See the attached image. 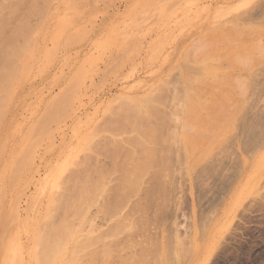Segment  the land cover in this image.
<instances>
[{
	"label": "rangeland",
	"instance_id": "1",
	"mask_svg": "<svg viewBox=\"0 0 264 264\" xmlns=\"http://www.w3.org/2000/svg\"><path fill=\"white\" fill-rule=\"evenodd\" d=\"M2 1H7L0 0V10L6 11L0 12L6 18L0 14L2 27L18 26L20 11L14 8H26L18 31L10 27L16 28L13 40L8 27L0 28V39L9 32L10 49L18 48L14 53L9 40H0L9 60L14 53L10 64L8 59V65L0 63V257L9 255L5 264H94L98 237L119 245L113 264L129 263L142 251L132 249L139 243L145 245L146 263L155 264V248L178 252L181 244L192 250L209 242L212 249L202 257L172 255L170 263L264 264V168H258L264 161V0ZM218 27L240 29L231 46H242L243 64L231 73L241 76L227 82L231 98L218 100L207 123L208 114L183 113V93L192 88L185 76L193 66L202 68L196 57L186 64L182 53L190 41ZM197 70V77L203 74ZM193 146L206 151L194 157L197 167L189 170ZM130 157L160 163L162 169L150 171L143 182L155 198L132 194L127 205L117 204L116 197L100 199L87 210L92 226L80 224L79 230H86L74 260L53 255L52 248H75L77 241L43 244L46 223L53 225L62 214L57 220L48 217L55 203L46 204L51 180L68 181L77 174L69 180L72 186L81 173L80 181L91 175L104 197L118 195L122 166ZM106 203L113 207L108 213L101 207ZM15 214L21 232L14 225L8 231ZM118 221L133 222L138 234L108 237ZM126 239L136 242L123 251Z\"/></svg>",
	"mask_w": 264,
	"mask_h": 264
},
{
	"label": "bare ground",
	"instance_id": "2",
	"mask_svg": "<svg viewBox=\"0 0 264 264\" xmlns=\"http://www.w3.org/2000/svg\"><path fill=\"white\" fill-rule=\"evenodd\" d=\"M5 1V0H4ZM19 1V0H18ZM16 2L15 1V5L17 6V4L19 3L20 4V2ZM25 1V0H24ZM31 1V0H30ZM32 1H34V0H32ZM31 1V2H32ZM36 1V0H35ZM47 1V0H46ZM49 1V0H48ZM1 2H3L2 0H1ZM6 2V3H5ZM5 2H3V3H5V5L7 4V1H5ZM11 2V1H10ZM13 3H14V0L12 1ZM11 2V3H12ZM27 4H29V1L27 0ZM47 3L48 2H46L45 4H46V6L48 7L49 6V3H48V5H47ZM51 3V2H50ZM25 4V3H24ZM38 4H40V3H38ZM14 5V6H15ZM43 6H44V4H42ZM2 3H1V5H0V9H3L2 7ZM12 6H13V4H12ZM12 6L10 7L11 8V12L12 11H14V9H18L19 11H20V13L17 15L16 14V16H18V19H19V17H21V19L20 20H22V21H16V18H15V20H14V24H18V26H16V25H14L13 27H17V29L16 28H14V29H11L10 30V27L11 28H13L12 26H6V28L8 27L9 29V32L11 31L12 33H11V35L12 36H10L8 33L9 32H7V34L12 38H14V33H16V31H18V29H19V26H20V24L19 23H17V22H21L22 24H23V19H24V17H25V14L23 15V11L25 12V9H21V7L19 6V8H18V6H17V8H14V9H12ZM31 6V5H30ZM33 6V5H32ZM3 7H4V4H3ZM22 7H23V5H22ZM25 7V6H24ZM37 7V6H36ZM9 8V7H8ZM9 8V9H10ZM41 9H43V8H45V10L47 9L45 6L44 7H40ZM5 9V8H4ZM32 9V8H31ZM6 10H8V9H6ZM48 10V9H47ZM9 11V12H10ZM18 11V12H19ZM28 11V10H27ZM32 11V10H31ZM30 11V12H31ZM0 12H2V13H5L6 11H4L3 12V10L1 11L0 10ZM9 12H7V13H9ZM10 12V13H11ZM21 12H22V15L23 16H21ZM2 13H0V14H2ZM16 13H17V11H16ZM12 14H14L13 12L11 13V15L10 16H12ZM27 14V13H26ZM40 14V13H39ZM3 15H5V14H2L1 15V17H2V20L5 18V17H3ZM31 15V14H30ZM14 16V15H13ZM28 16V15H27ZM8 17V16H7ZM30 17V16H29ZM9 18H11V17H9ZM28 18V17H27ZM12 19V18H11ZM10 19V20H11ZM17 19V20H18ZM1 20V19H0ZM1 20V21H2ZM38 20V19H37ZM5 21H6V18H5ZM4 21V22H5ZM30 21V20H29ZM13 23V22H12ZM11 23V24H12ZM27 23V22H26ZM4 25L5 23H0V28L2 29V28H4V27H2V25ZM7 24H8V22H7ZM10 25V24H9ZM24 26V25H23ZM21 27V26H20ZM5 28V29H6ZM38 28V27H37ZM235 28V27H234ZM238 27H236V29H233L231 32L230 31H222V29L220 28V27H218V28H215V29H213V30H209L205 35H201L202 36V38H201V40L200 39H198V38H200L201 36H199L198 38H196V41L195 42H193V44H192V41H194V40H192V41H190L189 42V45H187V47H185L186 49H184L185 51H183L184 53H182L183 55V58L185 57V60H188V63L186 62V64H189V63H191V61L193 62V60H191L190 62H189V59L192 57H196V59L194 60L195 61V63H197L198 64V66H199V68H202V71H201V69L199 70L200 71V73L202 72L203 74L201 75L200 74V76H196L195 75V72L194 71H196L197 69H194L195 68V66H193V65H191V66H193L192 68L190 67V65H185V66H187V68L186 67H184V68H186L187 70L189 69V67L192 69V71L191 72H193L192 74H194V75H192V74H190L189 73V75H192V76H196L195 78L193 77V79H192V76H189L188 75V77H187V75H186V73H185V78L186 79H189V77H190V79H192V80H185L188 84V86L190 85L192 88L191 89H189V90H186L183 94H185L184 95V98H185V101H186V103H187V105L185 106V108L183 109V113H187V114H189V115H203V114H208V116H206L207 117V123H209L210 121H211V117H213V113L215 112V108H217V102H218V100L219 99H223L224 101H227V100H229L230 98H231V91H232V89L230 90V85L228 84L232 79L233 80H235L234 78L236 77V79L238 78L237 76H241L240 74L241 73H239V75H237L236 73L233 75V74H231L232 72H233V70H238L239 68V66H240V63L243 61V58H242V54H243V50L241 49V45H237V46H231L232 45V42H234L235 41V38L237 39L238 38V36H234V34L236 33H234V31H238V30H240L239 28L237 29ZM0 29V30H1ZM16 29V31H14ZM23 29V28H22ZM25 29V28H24ZM4 30V29H3ZM36 30V29H35ZM2 31V30H1ZM1 31H0V33H1ZM5 31V30H4ZM23 31V30H22ZM30 31L31 30H29V33H30ZM14 32V33H13ZM25 32V31H24ZM26 32H27V30H26ZM241 32V31H240ZM239 32V33H240ZM22 33V32H21ZM20 33V34H21ZM238 33V34H239ZM4 35H5V33H3ZM6 34V35H7ZM6 35H5V38H6ZM16 35V34H15ZM240 35V34H239ZM9 36H7V37H9ZM0 37H1V34H0ZM9 37V38H10ZM23 37V36H22ZM29 37V36H28ZM2 38V37H1ZM4 38V40H9V43H7V44H9V46H10V44H12L13 46H14V44L12 43L13 41H11V40H13V38L10 40L9 38H7V39H5ZM31 38V37H30ZM24 39H25V37H24ZM197 39H198V41H199V45H195V43L197 44ZM1 40V39H0ZM4 40H1V41H3V43H1V44H4ZM20 40V39H19ZM23 40V39H22ZM21 41V40H20ZM25 41V40H24ZM18 43H19V41H18ZM0 44V45H1ZM17 44V43H16ZM190 44L193 46H190ZM6 45V44H5ZM4 45V46H5ZM11 45V46H12ZM3 46V45H2ZM11 46L9 47V50H13V52L15 53V51L16 50H14V49H18V48H16V46H15V48L13 49H10L11 48ZM8 47V46H7ZM19 47V46H18ZM190 47H192L191 48V50H194L195 52H193V51H191V50H189L188 51V49H190ZM5 48V47H4ZM188 48V49H187ZM7 49V48H6ZM4 50V49H3ZM3 50L2 49H0V53H1V55H0V59L2 60H0L1 62L0 63H2L3 64V62H4V64H7L8 65V63H6V62H9V64L11 63V61L13 60V54L14 53H12V58H11V60H9L8 58H10L11 56H10V51H9V54H6L7 52L5 51V52H3ZM246 50V49H245ZM190 54H192V55H190ZM193 52V53H192ZM17 53V52H16ZM187 53V54H186ZM193 54H196V55H194L193 56ZM188 57H186V56ZM244 55V54H243ZM3 56V57H2ZM4 56H5V59H4ZM6 56H8L7 58H6ZM2 57V58H1ZM9 60V61H6V60ZM226 61L227 62V67H223L224 65L226 66V64H224V65H222L221 66V62L222 63H226V62H223V61ZM194 63V64H195ZM196 64V65H197ZM241 64H243V63H241ZM1 65V64H0ZM238 67H237V66ZM202 66V67H201ZM243 67H244V65H242ZM197 67V66H196ZM237 67V68H236ZM198 68V69H199ZM227 68V69H226ZM246 70V69H245ZM185 71V70H184ZM198 70H197V72H196V74L199 72ZM188 72V71H187ZM188 74V73H187ZM243 74V73H242ZM182 75H184V74H181V76ZM198 75H199V73H198ZM233 76V77H232ZM181 78H183V77H181ZM180 81H182V83H184L183 82V80H181L180 79ZM228 82V83H227ZM181 82H180V86L179 87H181V86H183V84H182ZM182 84V85H181ZM185 85V84H184ZM183 90H184V88L183 87H181ZM190 88V87H189ZM183 90H181V91H183ZM214 106V108H213V110H214V112H213V110H211V108ZM213 119H214V117H213ZM212 119V120H213ZM228 123H229V120L227 121ZM226 123V122H225ZM228 123H226L225 124V126L226 125H228ZM226 128H228V130H227V132H229V130H230V128L229 127H226ZM244 129V128H243ZM225 131V130H224ZM226 132V133H227ZM87 147H88V145H87ZM195 146H193L192 148H190V150H191V154L193 155V159H194V157H195V159L197 158V156H199L200 154H201V152H205L206 151V149H205V151H202V150H200L198 147H195ZM83 148V146H81L80 147V149H82ZM90 148V147H89ZM79 149V150H80ZM87 150H89L88 148H87ZM91 150V149H90ZM208 152V151H207ZM70 158H72L71 156L69 157V159ZM67 160V164H69V162L71 161V160ZM194 159V160H195ZM140 160V159H139ZM190 161V162H188V168H189V170H191V169H195L197 166H195L196 165V163L195 162H197L196 160L195 161ZM261 160V159H260ZM129 163L128 162H125V164L122 166V177H121V183H120V190H121V193H118V195H117V193L116 192H111L107 197H104L105 196V190H104V188L103 189H100L99 187H98V184H97V181L95 180V176L94 177H92V179H91V175L89 176L88 175V173H84V175L85 174H87L88 176H89V179H88V176H86V179H84V175L82 176V178L81 179H84V180H82V181H80V177H81V175H82V173H81V175H79V177L78 178H76V179H74V181L75 182H79L78 184L77 183H75V185H73L72 184V186H70V181L72 182V179L74 178V176H75V174L73 175V177H72V179L70 180V178H69V180L67 181L65 178L62 180L61 178L60 179H57V180H55V179H52L51 180V184L48 186V191H49V193H46L47 194V196L46 197H48V199L46 200V204H51V203H54V205H53V210L52 211H50L48 214H49V218L50 219H55L56 217H59V213L61 212L62 214V216L60 215V217L61 218H63V219H61L60 217H59V221L58 222H56L55 221V223H53V225H51L50 226V224H48V223H46V226H47V232H46V234H45V236H44V238H43V244L45 245V248H49V247H53V243H57L59 240L61 241L62 239L63 240H65L64 242H66V243H70V242H72V241H77L76 243H75V245H76V247L75 248H68V247H66V248H61V249H58V248H56V249H54V248H52V252H53V255L55 254L54 252H60V253H63L62 255H63V257L65 258V259H68V260H72L74 257H75V255L78 253V251H79V249H78V246L80 245V243H81V238H82V235H83V233L82 232H85L84 230H86V228H81V230H79V227H80V224L82 225H88L89 224V222H91V220L89 221V219H88V217H87V210L91 207V206H93V205H97L98 204V201L100 202V199H105L106 200V198H107V201H111L112 202V200L111 199H113L114 197H116V202H117V204H126L127 205V201H128V197L130 196V195H140V193H144V196L146 197V199H145V201H150V200H153V197H154V194H153V192H152V189H150V188H148L147 187V185L145 186L144 185V178H145V176H146V174H149L150 173V171L152 172V170L154 169L155 171H157V172H159L161 169H162V167H161V165H160V163H154L153 162V159H152V162L151 161H147V160H142V161H139V162H135V161H133V158L132 157H130L129 158ZM259 161V160H258ZM260 162V161H259ZM258 162V163H259ZM262 163H264V161H262L260 164H259V169L260 170H262L263 168H264V164H262ZM197 164H198V162H197ZM85 166V165H84ZM83 166V167H84ZM87 166V165H86ZM85 166V167H86ZM85 171V170H84ZM82 172V171H81ZM80 173V172H79ZM152 173H154V172H152ZM75 177H77V174H76V176ZM148 179V178H147ZM153 181V180H152ZM147 182V181H146ZM155 182V181H154ZM150 184V183H149ZM153 184H155V183H153ZM152 184V185H153ZM160 184V183H159ZM146 187H144V186ZM153 187V186H152ZM159 187V186H158ZM162 187V186H161ZM59 190H61L62 191V193H60L59 192ZM161 190V189H160ZM163 191V190H162ZM36 194H40V193H38V192H36ZM43 194H44V192H43ZM45 195V194H44ZM44 195H43V197H44ZM143 196V195H142ZM141 195L139 196V197H142ZM145 197H142V198H145ZM142 198H141V200H142ZM155 198V197H154ZM42 200V199H41ZM104 200V202H106ZM58 201V202H57ZM102 201V200H101ZM143 201V200H142ZM145 201H143V202H145ZM113 204V203H112ZM49 205H44L43 203L42 204H40V206H41V208L42 209H48V207H49ZM104 205V204H103ZM109 204L108 203H106V205H104V206H101V207H103V208H105L106 209V212L108 213V211H110L109 209L110 208H112L113 209V207L112 206H108ZM114 205V204H113ZM125 205V206H126ZM134 207V206H133ZM142 207V208H141ZM141 207L139 206V208H138V210L140 211V212H142V214L143 213H145V210H146V208H145V205H141ZM135 209H136V207H134ZM104 209V210H105ZM131 209H133L132 207H131ZM15 210H18V208L16 207V209ZM108 210V211H107ZM48 211V210H47ZM132 211V210H131ZM99 212H100V210H99ZM98 212V213H99ZM105 211H102V213H104ZM58 213V214H57ZM63 213H64V215H63ZM89 213V212H88ZM111 214V213H110ZM108 215V214H107ZM17 214H15V215H13L10 219V222H8L9 224H8V231H10V227L11 226H18V228H16V229H19L20 230V232H21V226H20V223L18 224V221H19V217L17 218ZM65 216H66V218H65ZM114 217V216H113ZM112 217V218H113ZM128 217V216H127ZM127 217H125V218H127ZM94 219V218H93ZM92 219V220H93ZM56 220H57V218H56ZM128 220V219H127ZM126 220V221H127ZM73 221H76V222H78L77 223V228H75V223H73ZM126 221H124V222H120V221H118L117 223H116V225L114 224V222H113V226L114 227H111V231L109 232V234L107 235L108 237H111V238H117V236L119 235V233L120 232H125L126 233V235L129 233H132V235L130 234V235H128V238L129 237H131L132 236V238H133V235H134V231L135 232H137L136 231V225H134L133 224V222H131V225L130 224H126ZM143 221H144V219H142V224H143ZM125 223V226H124V229L122 230V229H120L119 231H117V232H114V230H115V228L116 229H118L119 228V224L120 223ZM141 222H140V225H141ZM145 224V223H144ZM88 226H92V225H88ZM143 226L144 225H141V227H142V229H143ZM11 229H13V228H11ZM83 230V231H82ZM95 230H96V227H95ZM138 230V229H137ZM138 231H140L139 233H141L142 234V231H141V229L140 230H138ZM27 232V234L29 233L28 231H26ZM144 232V231H143ZM17 234V233H16ZM137 234H138V232H137ZM144 234V233H143ZM104 235V234H103ZM102 235V236H103ZM106 235V234H105ZM214 235V234H213ZM106 236V237H107ZM211 237H212V234H211ZM210 237V238H211ZM102 237H98V239L97 238H95V245L97 244V247H96V249H95V259H93V261H94V264H113V262H112V258H111V256H112V254H113V252H114V249H117V247L119 248V245L118 244H116L117 245V247H116V245L115 244H112V245H108V243H105V242H102L101 243V241H103L102 239H101ZM126 238H127V236H126ZM214 238V237H213ZM212 238V239H213ZM131 239V238H130ZM212 239H210V241L212 240ZM88 240H90V239H88ZM127 240V242L129 241L130 242V245H128L129 244V242H128V244L126 245V247L125 248H122L121 250H123L124 251V249H125V251L126 250H128V246L130 247V248H132L134 245H133V243H134V241L135 240H128V239H126ZM133 241V243H131ZM136 242V241H135ZM142 242H144V240L142 241ZM207 243V242H206ZM136 244V243H135ZM138 244V243H137ZM136 244V245H137ZM143 246H142V245ZM139 245V247H133L132 249L134 250H137V249H139L140 247V249H142V251H140V253L138 252V251H136V252H134L133 254L135 255V253H136V256L134 257V258H132L131 259V261L128 263L127 261H122V260H120L121 261V263L123 264H145L147 261V259L145 260V258L147 257V251L145 252V250H146V248H145V245L143 244V243H139L138 244ZM137 245V246H138ZM141 245V246H140ZM212 245H213V243H212ZM211 242H209L207 245L205 244V246H202V248L201 247H199L197 244H195L194 245V248L192 249V250H189V249H187L186 247H185V245L184 244H181L180 246H179V250H178V252H173V251H171L168 247H166V246H164V247H162L161 249H159L158 251H157V249L155 248V250H153V252H151L152 254L154 253V259H155V264H171L170 263V261H169V259L171 258V256L172 255H174V256H181V255H186V256H192V257H195V256H200L201 255V257H202V254L205 252V251H209L210 249H212L211 248ZM143 247V248H142ZM129 248V249H130ZM137 248V249H136ZM144 249V250H143ZM155 251V252H154ZM50 251H48L47 253H49ZM139 254H138V253ZM149 254V253H148ZM207 254V253H206ZM208 254H209V252H208ZM145 255H146V257H145ZM205 256V255H204ZM122 257V256H121ZM206 258V257H205ZM6 260L8 261L9 260V255H7V256H4V257H0V264H5V262H6ZM74 260V259H73ZM204 260V259H203ZM144 261H145V263H144ZM10 262V261H9ZM11 264H13V263H11ZM147 264V263H146Z\"/></svg>",
	"mask_w": 264,
	"mask_h": 264
},
{
	"label": "snow or ice",
	"instance_id": "3",
	"mask_svg": "<svg viewBox=\"0 0 264 264\" xmlns=\"http://www.w3.org/2000/svg\"><path fill=\"white\" fill-rule=\"evenodd\" d=\"M262 150H264V149H262Z\"/></svg>",
	"mask_w": 264,
	"mask_h": 264
}]
</instances>
